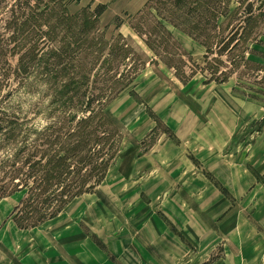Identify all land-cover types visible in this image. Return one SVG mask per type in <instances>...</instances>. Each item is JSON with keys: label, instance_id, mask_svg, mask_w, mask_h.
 <instances>
[{"label": "rangeland", "instance_id": "374dc122", "mask_svg": "<svg viewBox=\"0 0 264 264\" xmlns=\"http://www.w3.org/2000/svg\"><path fill=\"white\" fill-rule=\"evenodd\" d=\"M100 1L66 0L65 5L71 14H75L87 5L94 8ZM146 1L108 0L107 10L100 16L97 25L105 40L122 33L135 51L133 56L129 55L130 59L124 60V64L112 63L113 73L127 70L125 65L132 66L135 69L130 72L131 79L135 78L117 92L116 97L107 99L106 114L116 121L113 139L110 140V144H114L115 155L106 172L105 182L92 191L94 195L97 193L98 198L104 196L101 200L109 215L122 220L130 218V210L126 211L125 205L120 207L109 199V184L114 187L116 181L125 183L132 177H150L153 172L146 167L150 169L156 165L172 170L174 166L188 169L191 165L192 171H187V175L198 171L213 182L214 176L207 174L203 163L192 155L188 149L192 147L186 139L189 136L199 137L201 143L208 144L210 149H219V158L225 155L229 158L237 150L248 151L251 132L264 125V0H201L204 8L192 14V17L197 14L194 24L192 18L186 23L178 21L183 24L179 27L164 21L175 40L168 43L175 52L169 49L173 55L167 57L148 49L130 27L132 24L139 25L134 17L143 11L148 18V21L144 17L142 19L144 30L152 26L154 29V14L144 9ZM157 4L158 1H152L149 7ZM169 6L162 16L180 20L167 13ZM249 9L251 13L246 14ZM248 18L251 19L249 22ZM119 22L121 25L117 27ZM183 28L191 30L195 37L189 36ZM203 28L206 31L203 32ZM45 31H48L47 28H39L38 34L42 37ZM57 33V38L52 40L35 37L38 40L34 55L24 57L30 43H20L21 36L19 44L9 42V33L0 28V201L12 195L19 199L14 209H8V218L14 220L16 217L14 222L22 230L30 228L28 225L34 220L46 218L50 211L62 205L64 189L59 194L53 192L60 185L77 183L79 178L75 173L67 175L66 181V169H61L63 165H59V174L54 175L50 185L44 182L38 184L40 170L46 165L31 175L28 170L29 165L33 170L41 162L46 164V156L62 154V146L66 147L69 142L67 136L65 138L63 98L56 91L74 87L69 78L73 70L61 57H52L53 53H60L64 45V32L59 29ZM233 35V49L223 50L222 42H228ZM200 40L209 43L208 54ZM165 45L162 44V49L158 51H162ZM84 63L80 56L71 64H76L75 70L80 73ZM98 65L99 62L91 71L92 76L89 73L84 76L91 80L88 87L98 92H109V89L119 86L117 82L113 84L111 77L102 75L106 68L102 70ZM76 80L75 85L81 86L83 78ZM67 108L71 115L77 110ZM80 116L79 113L78 118ZM97 123L98 118H95L87 127L91 134H97ZM115 132L119 135L114 141L117 138ZM211 133L215 138L211 137ZM177 135L185 136L183 143L179 142ZM227 139L225 143H228L222 150L219 144ZM199 148L202 146L198 142ZM144 154L147 155L142 159ZM133 164L139 168L137 171ZM117 191L124 192V189ZM76 202L69 206H75ZM47 220L50 219H42L33 227L44 234L42 223ZM220 256L217 250L206 261L200 259L204 258L201 255L199 264H214Z\"/></svg>", "mask_w": 264, "mask_h": 264}, {"label": "crops", "instance_id": "0c3cea01", "mask_svg": "<svg viewBox=\"0 0 264 264\" xmlns=\"http://www.w3.org/2000/svg\"><path fill=\"white\" fill-rule=\"evenodd\" d=\"M177 137L183 143L185 136ZM228 139L219 144L222 150ZM250 139L248 151L229 158H219V149L199 137L186 139L194 149L201 144L188 149L213 182L198 171L187 175L191 165L173 170L156 165L146 167L150 177L109 184V199L130 210L125 220L108 214L103 195L89 192L42 223V234L37 227L22 230L8 218L16 196L1 200L0 264H199L216 250L221 256L214 264H264V125Z\"/></svg>", "mask_w": 264, "mask_h": 264}, {"label": "trees", "instance_id": "16d2710c", "mask_svg": "<svg viewBox=\"0 0 264 264\" xmlns=\"http://www.w3.org/2000/svg\"><path fill=\"white\" fill-rule=\"evenodd\" d=\"M65 1L66 0H0V28L9 33L7 40L19 44L17 42H19L18 38L21 36L20 43H30V46L28 45L29 47L26 48L23 54L24 57L34 55L38 39L48 38L52 40L54 37L56 39L58 35L57 30L61 29L64 32L62 37L64 45L61 52L53 53L52 57H61L66 64L68 63L67 66L70 67V70H73L69 78L70 84H73L74 87L71 90L64 89L62 91H56V93L60 94L63 98L62 104L64 105L62 108L65 110L64 122L66 124L65 138L67 136L69 142L66 147L62 146V154L57 153L52 157L46 156L48 159L46 164L41 162V165L34 167L33 170H31L32 168L29 165L28 170H30L29 173L31 175L40 170L42 166L46 165L45 169L40 170L41 176L38 184L44 182L46 185H50L54 175L59 174V168L63 165L61 169H66L64 173L66 181L68 179L67 175L72 176L76 173L79 177L78 182L71 184L66 183V186L60 185L53 194H59V192L64 189V193H62L64 199L62 205L56 208L55 211H50V214L45 216L46 218L34 220L28 227L36 226L42 219L46 220L55 217L75 196L92 192L104 180L106 172L115 155V153H113L115 149L114 144H110V140L111 138L113 139V132L115 130L114 125H116V121L112 119L109 114H106L107 111H105V106L108 100L116 97V93L122 91L124 87L130 84L128 82H132L135 78L133 74L134 77L131 79L132 74L130 72H133L135 69L132 66L125 65L127 70L121 73H113L112 71L113 62H123L122 64H124V60L130 59L131 56L135 54V51L129 46L121 33L116 34L109 41L105 40L102 33H99L97 29L98 19L106 11L107 4L99 3L96 4L94 8H92L91 5H87L75 14H71L65 5ZM75 1L79 2L80 0ZM152 1H158L157 6L149 7ZM168 5H170V10L167 13H172L170 14L171 17H178L180 20L162 16L163 11H165ZM248 5L249 4H247V6ZM145 8H147V13L151 15L154 14L153 21L156 25V30H154L155 25L154 29L152 26L149 30H144L142 19L143 17L145 18V15L143 11L138 12L134 17V19L136 18V20H138L139 25L133 26L132 24L130 27L148 49L155 54L157 53L158 55L167 57V55H173L169 52V49L172 52H175V49L168 44L173 39V36L171 31L164 24V21L168 22L173 27H179L183 24H180L182 22L178 21H184V23H186L190 22L192 18L194 24V22L197 21V14H194L193 17L192 14L195 13L194 11H198V9H203L204 5L201 4V0H147L144 4V9ZM212 11L214 10L212 9ZM249 13H251L250 9L246 14ZM142 14L143 16H141ZM202 18L203 16L200 17V19ZM147 19L148 18H145L146 21H148ZM248 19L249 22L251 19ZM116 20L119 19L117 18ZM120 25L121 22L116 24L117 27ZM39 28H47L48 31H45L44 36L41 37L40 34H38ZM183 29L189 36H194L191 30H187L186 28ZM157 30H159L158 34ZM202 31H206V28H203ZM1 36L4 37V34L1 33ZM227 41L228 42H222L223 50H232L231 44L235 41L234 35ZM165 43L167 45L164 46L163 52L161 50L158 51V49H162V44ZM199 43L206 49L208 54L209 43L202 40H200ZM129 55L131 56L129 57ZM80 56L85 63L83 70L79 73L75 70L76 64L73 65L71 63ZM98 62V67L102 68V70L106 68L102 75H106L109 78L111 77L113 84L117 82L116 84L119 85L114 89H109V92H98L89 88L88 84L89 82L91 83V80L84 77L86 75L88 76V73H91ZM90 75L92 76L93 74ZM81 77L83 78L81 86L75 85L78 82L76 79ZM76 105L79 106L75 107ZM59 107L61 108V106ZM67 107L77 108V110L71 115L67 112ZM79 113L81 116L78 118ZM95 118H98L99 122L95 127V131L98 132L97 134H91V131L87 130V127L90 126L89 124ZM76 125L79 127H76ZM108 126L111 127V131ZM47 130L46 128V131ZM115 134L117 138H114V141L116 139L118 140L119 135L118 132H115ZM91 136L93 137L92 141ZM73 160L75 162L71 163ZM64 170H62V173ZM49 196L50 195H48V197ZM15 219L16 217L14 220Z\"/></svg>", "mask_w": 264, "mask_h": 264}]
</instances>
